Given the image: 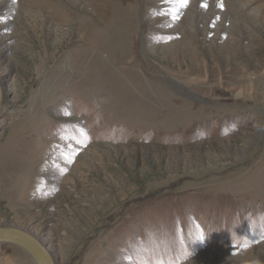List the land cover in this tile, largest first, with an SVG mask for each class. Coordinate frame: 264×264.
I'll list each match as a JSON object with an SVG mask.
<instances>
[{
	"label": "rangeland",
	"instance_id": "374dc122",
	"mask_svg": "<svg viewBox=\"0 0 264 264\" xmlns=\"http://www.w3.org/2000/svg\"><path fill=\"white\" fill-rule=\"evenodd\" d=\"M263 73L264 0H0V225L55 264H264Z\"/></svg>",
	"mask_w": 264,
	"mask_h": 264
},
{
	"label": "water",
	"instance_id": "95a60500",
	"mask_svg": "<svg viewBox=\"0 0 264 264\" xmlns=\"http://www.w3.org/2000/svg\"><path fill=\"white\" fill-rule=\"evenodd\" d=\"M3 90L0 80V107ZM0 244L12 245L26 254L32 264H55L50 251L32 233L16 227L0 225Z\"/></svg>",
	"mask_w": 264,
	"mask_h": 264
},
{
	"label": "snow or ice",
	"instance_id": "6c2138e0",
	"mask_svg": "<svg viewBox=\"0 0 264 264\" xmlns=\"http://www.w3.org/2000/svg\"><path fill=\"white\" fill-rule=\"evenodd\" d=\"M179 2L181 3L182 6H185L188 2V0H179ZM261 220L264 221V216L261 217ZM200 241L204 240V234L201 231L200 235L197 237Z\"/></svg>",
	"mask_w": 264,
	"mask_h": 264
},
{
	"label": "bare ground",
	"instance_id": "6f19581e",
	"mask_svg": "<svg viewBox=\"0 0 264 264\" xmlns=\"http://www.w3.org/2000/svg\"><path fill=\"white\" fill-rule=\"evenodd\" d=\"M47 8H48V7H47ZM190 8H191V7H190ZM61 9H62V8H61ZM62 10H63V9H62ZM100 16H102V19H103V20L106 19L105 16H103V15H100ZM102 19H101V20H102ZM103 22H104V21H103ZM105 25H106V24H105ZM112 44H113V43H112ZM115 46H116V45H115ZM0 245H1V244H0Z\"/></svg>",
	"mask_w": 264,
	"mask_h": 264
},
{
	"label": "built area",
	"instance_id": "2783aa9c",
	"mask_svg": "<svg viewBox=\"0 0 264 264\" xmlns=\"http://www.w3.org/2000/svg\"><path fill=\"white\" fill-rule=\"evenodd\" d=\"M263 80H264V73H263ZM264 83V82H263Z\"/></svg>",
	"mask_w": 264,
	"mask_h": 264
}]
</instances>
